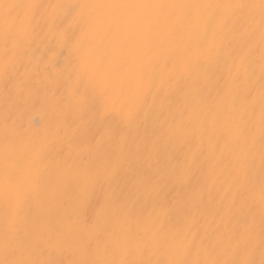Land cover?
<instances>
[{
    "label": "bare ground",
    "instance_id": "obj_1",
    "mask_svg": "<svg viewBox=\"0 0 264 264\" xmlns=\"http://www.w3.org/2000/svg\"><path fill=\"white\" fill-rule=\"evenodd\" d=\"M6 2L48 5L77 0ZM142 2L234 5L259 3V0ZM90 55L98 72L90 73L83 82L74 80L67 50L52 31L42 27L28 58L12 73V83L6 87L0 79V156L7 121L10 134L13 131L17 134L18 162L15 169L18 192L6 189L0 163V242L6 227V213L15 209L19 194L24 197L19 206L20 226L27 230L62 217L61 207L70 203L78 191L76 187L64 189L61 185L59 147L50 145L45 135L56 127L78 163H94L101 173L115 170L105 189L115 192L134 209V228L142 229L155 222L157 227L163 226L169 237L173 234L178 238L185 234L189 238L193 234L200 237L207 229L213 235L226 238L233 229L254 221L252 256L259 261V225L264 212L260 202L264 168L259 143L264 45L259 16L255 24L245 28L237 24L222 31L206 30L194 22L190 27L166 35L98 39ZM3 56L0 45V61ZM242 61L246 73L240 69ZM102 83L109 88L107 106H102L96 97ZM20 84L22 89L14 86ZM193 85L208 86L213 96L217 91L238 88L251 91L256 97L255 108L248 113V127L256 137L250 159L249 203L242 209H229L227 179L222 178L214 187L205 179L207 169L200 166L198 134H190L187 143L168 136L169 128L183 118L184 93L190 92ZM75 92L79 95L75 96ZM129 94L136 99L130 101ZM61 107L63 117L57 121L54 109ZM129 113L134 116L131 121ZM221 159L224 163L230 161L228 153ZM192 174L196 180L188 181L187 177ZM196 193L203 197L199 207L193 202ZM173 243L178 244L179 239ZM47 251L48 255L43 258H69L66 252L61 255L54 247H48Z\"/></svg>",
    "mask_w": 264,
    "mask_h": 264
},
{
    "label": "snow or ice",
    "instance_id": "obj_2",
    "mask_svg": "<svg viewBox=\"0 0 264 264\" xmlns=\"http://www.w3.org/2000/svg\"><path fill=\"white\" fill-rule=\"evenodd\" d=\"M223 9L230 11H221ZM257 15L264 45V0L234 5L142 0H77L43 5L0 0V45L4 51L0 61V79L6 87L12 83V73L28 58L42 27L52 31L67 50L71 77L83 82L90 73L98 72L90 55V49L98 39L126 40L166 35L179 28L190 27L194 22L206 30L222 31L237 24L245 28L256 23ZM240 69L247 72L243 61ZM261 71L264 74V63ZM14 86L23 87L22 84ZM96 97L102 106L109 103V88L104 83L96 91ZM128 99L134 101L136 97L129 94ZM255 105L256 97L251 91L233 88L226 92L217 91L213 96L208 86L193 85L190 92L184 93L183 118L168 130L170 138L185 143L189 141L190 134L200 136V166L207 169L205 179L213 187L222 178L229 181V209H242L249 203L250 159L256 137L248 127V113L254 110ZM259 106L260 159L264 168V83L261 84ZM63 111L62 107L54 109L57 121L62 119ZM132 119L134 116L129 113V120ZM16 135L14 131L10 134L6 121L0 163L3 165L5 187L10 192H18L15 182L18 163ZM45 135L50 145L59 147L62 187H76L78 191L70 203L61 207L62 217L27 230L20 226L19 206L24 197L19 194L15 209L6 213V227L0 242V264H264V212L259 225V261L252 256L254 221L233 229L226 238L213 235L207 229L200 237L195 234L191 238L187 234L179 238L176 234L169 237L163 226L157 227L155 222L142 229L134 228V209L129 208L115 192L105 189L115 170L101 173L94 163H78L73 158L71 147L63 143L58 128L54 127ZM225 153L230 157L228 163L221 159ZM187 180H196L195 174L189 175ZM193 202L195 207H199L203 197L196 193ZM260 202L264 207V174L261 176ZM177 239L179 243H173ZM48 247L56 248L61 255L66 252L69 258H43L48 255Z\"/></svg>",
    "mask_w": 264,
    "mask_h": 264
}]
</instances>
